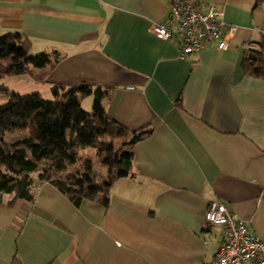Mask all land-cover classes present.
I'll return each mask as SVG.
<instances>
[{"label": "crops", "instance_id": "1", "mask_svg": "<svg viewBox=\"0 0 264 264\" xmlns=\"http://www.w3.org/2000/svg\"><path fill=\"white\" fill-rule=\"evenodd\" d=\"M199 1L221 9L227 46L179 56L177 36L150 31L171 26L169 0H0V35L20 32L29 53L60 57L52 69H30L46 93L111 87L107 117L151 129L106 205H74L36 179L32 204H0V264H209L221 231L202 226L212 200L264 239V51L261 77L240 69L264 37V0Z\"/></svg>", "mask_w": 264, "mask_h": 264}, {"label": "trees", "instance_id": "2", "mask_svg": "<svg viewBox=\"0 0 264 264\" xmlns=\"http://www.w3.org/2000/svg\"><path fill=\"white\" fill-rule=\"evenodd\" d=\"M262 1L255 0L254 5ZM254 45L242 57L240 69L258 78L264 37ZM28 50L22 33L0 35V79L30 73L31 68L52 69L60 58L55 52ZM110 89L85 83L69 88L52 85L51 98L45 100L37 92L19 95L0 85V204L10 207L17 200L32 204L34 179L48 182L74 205L81 199L107 204L112 183L132 175V146L151 133L148 126L132 129L107 117L101 101ZM90 95L86 112L80 102ZM7 132L24 134L5 142ZM95 158L101 169L95 168ZM2 195L9 198L3 202Z\"/></svg>", "mask_w": 264, "mask_h": 264}, {"label": "built area", "instance_id": "3", "mask_svg": "<svg viewBox=\"0 0 264 264\" xmlns=\"http://www.w3.org/2000/svg\"><path fill=\"white\" fill-rule=\"evenodd\" d=\"M171 26L151 25L156 39L178 37L179 56L197 52L213 45L221 50L227 46L232 27L222 19V11L213 3L199 0H169ZM219 225L220 240L209 264H264V239L249 233L244 220L232 215L220 201H210L203 213L202 226Z\"/></svg>", "mask_w": 264, "mask_h": 264}, {"label": "rangeland", "instance_id": "4", "mask_svg": "<svg viewBox=\"0 0 264 264\" xmlns=\"http://www.w3.org/2000/svg\"><path fill=\"white\" fill-rule=\"evenodd\" d=\"M42 83L44 82H39L33 76L31 77L29 73L5 76L0 79V85L7 91L14 92L19 95L40 92L39 94L43 99L49 100L51 98L50 92L46 93V88L44 85H42ZM91 103L92 96H86L81 100L80 106L84 111L90 112ZM23 134L24 133L22 132H7L4 134L3 140L8 142L11 139L23 136ZM93 162L95 163V168L101 169V167L98 165V159H93Z\"/></svg>", "mask_w": 264, "mask_h": 264}]
</instances>
